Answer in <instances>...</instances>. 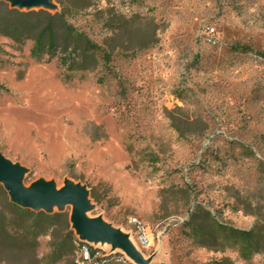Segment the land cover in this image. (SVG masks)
Instances as JSON below:
<instances>
[{"label":"rangeland","instance_id":"1","mask_svg":"<svg viewBox=\"0 0 264 264\" xmlns=\"http://www.w3.org/2000/svg\"><path fill=\"white\" fill-rule=\"evenodd\" d=\"M57 1L88 6L70 21L109 63L66 80L32 41L0 36V155L26 188L87 189V216L129 246L89 242L72 223L97 262L77 242L57 264H264V0H51L52 13ZM11 204L0 184L10 220ZM49 243L1 236L0 264H48Z\"/></svg>","mask_w":264,"mask_h":264},{"label":"trees","instance_id":"2","mask_svg":"<svg viewBox=\"0 0 264 264\" xmlns=\"http://www.w3.org/2000/svg\"><path fill=\"white\" fill-rule=\"evenodd\" d=\"M58 3L61 5V11L52 13L47 9L25 11L0 2V36L11 38L21 45L32 41V56L45 63L56 59L64 70L66 80L79 71L91 70L96 66L97 57L109 63L110 53L70 21L80 10H85L88 6L79 8ZM234 49L244 53L252 51L251 46L247 45H235ZM155 160L157 162V159ZM90 197L95 200L93 191ZM11 206L15 213L12 220L6 216L5 211H0V237L14 238L20 233L31 236L34 240L38 237H50L51 253L48 256V264L68 263L70 256L76 252L75 243L78 242L77 250L81 251V247H86L90 252V259L97 262V251L87 243L79 242L75 236L68 211L46 213L43 210L34 211L13 204ZM11 227L17 233L11 232ZM229 230L235 231L238 237L241 236L244 247L251 248L257 245L254 231Z\"/></svg>","mask_w":264,"mask_h":264},{"label":"water","instance_id":"3","mask_svg":"<svg viewBox=\"0 0 264 264\" xmlns=\"http://www.w3.org/2000/svg\"><path fill=\"white\" fill-rule=\"evenodd\" d=\"M11 5L12 8L27 10L53 8L51 0H0ZM25 169L14 164L0 155V184L10 196V201L16 206L45 211L51 213L54 208L64 211L66 207L73 206L70 220L82 238H89L96 242H112L125 249H129L126 237L112 229L101 220H92L87 216L91 209L89 193L84 187L67 183L63 189H57L52 182L36 181L30 188L24 186Z\"/></svg>","mask_w":264,"mask_h":264},{"label":"bare ground","instance_id":"4","mask_svg":"<svg viewBox=\"0 0 264 264\" xmlns=\"http://www.w3.org/2000/svg\"><path fill=\"white\" fill-rule=\"evenodd\" d=\"M85 240H87V241H89V242H94V243H96V241H94V240H90L89 238H84ZM85 252H84V257H89V251H87V248H85V250H84Z\"/></svg>","mask_w":264,"mask_h":264},{"label":"built area","instance_id":"5","mask_svg":"<svg viewBox=\"0 0 264 264\" xmlns=\"http://www.w3.org/2000/svg\"><path fill=\"white\" fill-rule=\"evenodd\" d=\"M88 260H91L90 259V252H89V257H84V261H88Z\"/></svg>","mask_w":264,"mask_h":264}]
</instances>
